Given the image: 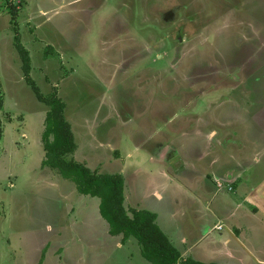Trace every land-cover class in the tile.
Segmentation results:
<instances>
[{"label": "rangeland", "instance_id": "rangeland-1", "mask_svg": "<svg viewBox=\"0 0 264 264\" xmlns=\"http://www.w3.org/2000/svg\"><path fill=\"white\" fill-rule=\"evenodd\" d=\"M56 1L39 21L38 7ZM70 1L0 0V264H151L136 238L119 248L122 236L94 219L99 198L43 168L49 106L25 79L15 33L36 86L66 105L68 159L123 175L128 212L157 214L181 251V236L186 247L201 240L190 257L221 251L217 222L239 225L218 207L239 205L241 188L210 171L200 222L198 185L181 173L203 155L205 169L246 157L264 181V0ZM249 238L264 251V227Z\"/></svg>", "mask_w": 264, "mask_h": 264}, {"label": "trees", "instance_id": "trees-1", "mask_svg": "<svg viewBox=\"0 0 264 264\" xmlns=\"http://www.w3.org/2000/svg\"><path fill=\"white\" fill-rule=\"evenodd\" d=\"M14 46L22 57L23 72L27 83L35 91L39 101L49 106L45 116V132L42 136L45 159L43 168L55 170L62 178L72 181L77 191L100 199V214L109 225L112 236H122L126 242L134 237L142 247L143 257L151 264H216L183 259L181 252L171 243L157 224V215L147 210H132L125 204V179L121 174H102L84 164L69 160L76 151L70 123L64 117L66 105L53 94L45 97L32 79L30 53L15 33Z\"/></svg>", "mask_w": 264, "mask_h": 264}, {"label": "crops", "instance_id": "crops-1", "mask_svg": "<svg viewBox=\"0 0 264 264\" xmlns=\"http://www.w3.org/2000/svg\"><path fill=\"white\" fill-rule=\"evenodd\" d=\"M82 1L83 0H72L70 1L69 5L70 7L76 9L78 7L76 5L80 4ZM58 4L59 3L56 1L52 7H50V5H46L45 9H43L42 7L40 8L39 6L38 7L39 21L40 19L45 18L44 16L50 17L51 15L50 13L55 11L56 9L55 7ZM41 6H44V4L43 5L41 4ZM10 27L12 28V30L16 29L12 27V24L9 25V28ZM206 156L203 155V158L205 159ZM203 158H198L197 161L196 160L191 161L187 165L186 168L187 171L185 170L183 173H181L182 176L186 174V179H185L186 183L198 185L196 195L199 202V206H198L199 208L196 210L195 213L196 216H199V220L201 222L203 217L205 218L207 214H209L208 212H203L202 209H203L204 201L206 199L208 200V194L211 191L210 184L208 183V181L211 180L212 176L209 172L214 170L216 171L215 174L217 175L218 179H220V181L222 182H226L228 188H230L229 184H232L231 185L232 192H235L239 188H241L237 193L238 199H236L237 202L239 201V205H237L235 208H231L230 203L225 202L222 203L220 207H218V210L219 211L222 210L224 215H226L227 213L225 208L229 211L234 210L232 213L230 212L231 214L228 215V218L229 220L235 218L236 224L239 225V228L237 226L235 228H232L234 224H231V228H230L228 226L229 224L227 225L225 222L221 220L217 222L215 226L217 230H225L227 234V237L223 240L222 244L221 242H216L215 248L217 249L222 248L221 251H215L214 253L210 254L205 248H202L195 255V258H192L189 256V254L191 252L193 253V251L197 248L201 240H199L196 243H193V245L190 247H186V245H188V239L185 235L180 237V242L184 245L183 251H181L177 247L176 248L181 252L183 259L192 258L196 261H200L204 263H216V264H245V261L244 259L241 258L240 254L235 252L233 249L235 247H238L239 250L243 252V255L248 257L254 264H264L263 249H257L256 245H254L249 238V236L251 237V235L254 232L258 233L259 229L264 227V181H261L260 176L258 177L259 172L257 171L255 173L254 171L251 170V173L250 174L248 173V167H247L248 163L246 162L247 159L246 157H243L242 159L235 160L230 163L227 161L224 162L222 161L221 163L217 161L212 163L213 165H210L209 163H211V161H208L209 163L207 162L206 169L204 167H200V164H203L204 162V160H202ZM256 168H258V166ZM261 174H263V172ZM256 179L259 181V183L256 181ZM211 182L213 181L211 180ZM192 189H195V187ZM157 191L161 192L159 191V189H157ZM163 197L164 195L161 196L160 200H162ZM125 199L127 201L126 195H125ZM208 205H209V201H208ZM89 206L91 207L94 206L95 210L98 211L97 205L95 203L92 202L89 204ZM99 212H100V207H99ZM100 216L101 214L100 215L98 214V216H95L94 219L99 222V220L100 219L102 220L103 218L102 216H101L102 218ZM203 224L204 222L201 223V228ZM220 226L222 227L221 229H219ZM84 227L85 226H83V228ZM206 233L208 232H206L205 230V234L202 236L203 239ZM168 238L171 241V243L174 245L171 238L170 237ZM128 240H130V238ZM126 242H123L121 239V241L118 243V247L119 248L125 247ZM259 246L263 247V245L261 244H259Z\"/></svg>", "mask_w": 264, "mask_h": 264}, {"label": "built area", "instance_id": "built-area-1", "mask_svg": "<svg viewBox=\"0 0 264 264\" xmlns=\"http://www.w3.org/2000/svg\"><path fill=\"white\" fill-rule=\"evenodd\" d=\"M220 186H221V185H220ZM220 188H221V187H220ZM229 190L231 191V190H232V188L230 187V188H229ZM221 228H222V227L220 226V227H219V229H221Z\"/></svg>", "mask_w": 264, "mask_h": 264}]
</instances>
